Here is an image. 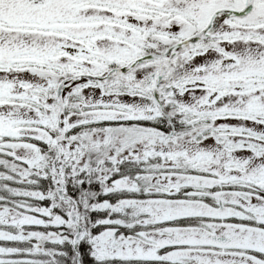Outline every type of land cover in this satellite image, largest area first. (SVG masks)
Segmentation results:
<instances>
[{
	"label": "snow or ice",
	"instance_id": "snow-or-ice-1",
	"mask_svg": "<svg viewBox=\"0 0 264 264\" xmlns=\"http://www.w3.org/2000/svg\"><path fill=\"white\" fill-rule=\"evenodd\" d=\"M0 264H264V0H0Z\"/></svg>",
	"mask_w": 264,
	"mask_h": 264
}]
</instances>
